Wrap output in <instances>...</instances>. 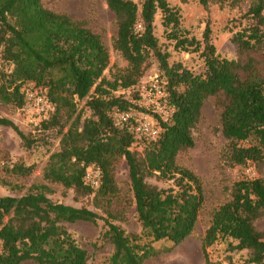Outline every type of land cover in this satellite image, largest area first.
<instances>
[{
  "label": "trees",
  "instance_id": "obj_1",
  "mask_svg": "<svg viewBox=\"0 0 264 264\" xmlns=\"http://www.w3.org/2000/svg\"><path fill=\"white\" fill-rule=\"evenodd\" d=\"M104 2L116 25L112 49L127 63L112 81L103 75L109 52L83 22L45 8L42 0H0V59L11 67L9 72L0 71V104L22 108V87L31 83L55 107L40 123L42 132L58 128L60 135L58 150L49 156L43 171L45 181L90 194L95 188L84 182L85 171L98 167L101 179L96 194L106 198L116 192L115 163L124 159L141 232L127 233L109 220L111 215L103 218L84 207L53 202L46 185H33L18 198L0 197V264H88L87 252L65 226L76 222H104L107 230L101 237L112 246V253L103 264H143L181 244L195 229L204 197L199 177L179 166L177 156L194 146L193 131L210 97H223L219 125L227 141L228 166L264 163V55L262 61L221 58L206 27L201 52L204 69L195 74L180 63L170 65L153 34L154 15L159 10L163 26L172 29L169 34L175 47L198 51L197 41L176 35L178 13L166 0H143L140 8L131 0ZM247 16L252 23L236 32L232 42L242 54L258 53L264 49V0H257ZM150 57L166 81L172 114L167 122L159 119L161 130L155 139L140 138L143 156L138 158L131 151L136 138L116 127L110 114L114 108L135 107L117 93L138 83ZM82 101L89 112L86 117L78 109ZM0 127L12 129L26 149L37 141L6 118L0 117ZM31 171L23 165L11 170L20 176ZM150 177L164 187L147 183ZM263 215L264 179L236 180L230 199L211 214L201 242L204 263L214 264L207 253L209 247L229 239V250L248 252L245 264H264V234L254 226ZM159 242L171 247L156 249Z\"/></svg>",
  "mask_w": 264,
  "mask_h": 264
},
{
  "label": "rangeland",
  "instance_id": "obj_2",
  "mask_svg": "<svg viewBox=\"0 0 264 264\" xmlns=\"http://www.w3.org/2000/svg\"><path fill=\"white\" fill-rule=\"evenodd\" d=\"M140 8L143 0H131ZM169 7L176 9L179 25L175 30L178 37L194 39L199 43L198 51H183L175 47V40L170 37L172 29L163 26L162 13L157 10L153 21V34L162 52L168 54L170 65L180 63L192 73L203 72L204 62L201 57L203 50V33L206 27L210 30V43L216 54L228 60L244 62L248 57L262 61L264 49L258 53H240L232 37L236 32L247 28L251 17L247 16L250 7L257 0H206L203 6L200 0H166ZM45 8L66 14L73 20L83 22L93 33L99 35L102 43L109 52V65L104 71V77L112 81L116 74L122 73L127 67L126 61L112 49L116 25L113 14L107 9L104 0H42ZM192 49V48H190ZM11 70L0 59V71ZM160 75L158 64L153 57L145 63V68L138 83L127 90L118 92L132 105L139 98V85L147 81L150 75ZM161 76V75H160ZM162 77V76H161ZM22 90L43 96L40 89L27 83ZM222 96L210 97L204 104L201 117L194 131V146L177 156V164L194 172L200 179L203 189L204 203L199 213L193 233L181 244L169 251L161 252L158 256L146 260L143 264H205L201 253V242L207 230L212 212L230 199L233 183L242 178L264 179V163L250 165L246 168H231L225 160L227 141L221 134L219 117ZM84 101L78 104L83 109V116L89 112L83 108ZM139 109L138 106L135 107ZM39 115L33 107L25 102L22 108L0 104V117L13 122L19 131L36 139L35 145L26 149L18 135L8 127H0V197L18 198L29 192L33 185H46L51 193L47 196L53 201L75 208H87L100 217L121 226L127 233L140 234L141 229L136 221V210L131 189L128 165L124 159L115 163L114 180L116 192L112 196L102 198L96 194V188L90 194H82L74 189H66L62 185L43 179V171L49 156L59 147L58 128L42 132L40 123L51 115ZM136 138L131 151L137 157L143 156V141ZM14 165L31 167L27 176L11 172ZM147 183L164 187L155 177L146 179ZM6 218L4 219V221ZM76 243L87 252L88 264H103L112 253V246L101 237L107 228L102 220L96 224L76 222L66 224ZM255 228L264 234V215L254 223ZM231 240H218L207 249L209 259L214 264H245L247 251L229 250ZM156 249L165 250L171 247L169 243L159 242ZM25 264H35L26 262Z\"/></svg>",
  "mask_w": 264,
  "mask_h": 264
},
{
  "label": "built area",
  "instance_id": "obj_3",
  "mask_svg": "<svg viewBox=\"0 0 264 264\" xmlns=\"http://www.w3.org/2000/svg\"><path fill=\"white\" fill-rule=\"evenodd\" d=\"M136 29H141L137 25ZM166 81L157 74L147 77V81L139 85L135 107L139 109L114 108L111 111V118L118 128H125L134 137L144 139H155L160 132L159 119L167 122L172 114L169 107L167 93L165 89ZM25 102L33 107L39 115L53 113L55 107L48 100L31 92L25 93ZM101 171L98 167H89L85 171L84 182L91 188H97L100 184Z\"/></svg>",
  "mask_w": 264,
  "mask_h": 264
}]
</instances>
